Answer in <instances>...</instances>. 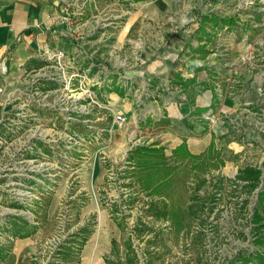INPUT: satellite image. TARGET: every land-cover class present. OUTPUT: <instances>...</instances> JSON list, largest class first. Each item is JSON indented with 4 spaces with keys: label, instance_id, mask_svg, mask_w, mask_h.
<instances>
[{
    "label": "rangeland",
    "instance_id": "374dc122",
    "mask_svg": "<svg viewBox=\"0 0 264 264\" xmlns=\"http://www.w3.org/2000/svg\"><path fill=\"white\" fill-rule=\"evenodd\" d=\"M48 1L51 26L70 49L40 53L43 64L24 71L20 88L9 90L7 68L0 70V264H13V244L27 240L35 242L30 264H237L240 253L257 251L252 215L264 190V0ZM56 50L84 68L83 88L95 102L82 96L78 78L66 91L39 72L45 53ZM154 61L161 64L151 72ZM202 70L209 80L197 83ZM115 94L123 128L113 125L116 111L108 108ZM205 97L215 104L197 115L192 107ZM170 100L191 111L168 117ZM126 103L135 110L129 118ZM29 105L48 129L45 135L38 127V140L27 131L29 116L21 117ZM97 115L103 121L87 122ZM253 117L255 125L248 124ZM104 123L110 133L90 145L93 155L80 173V152L65 148L68 134L92 138ZM124 130L126 144L116 149L108 138ZM194 130L247 149H216L212 135L203 152L192 154L187 140ZM140 150L158 152L140 157ZM247 167L262 172L253 189L240 176ZM63 187L68 193L61 197ZM19 228L31 235L14 237Z\"/></svg>",
    "mask_w": 264,
    "mask_h": 264
},
{
    "label": "crops",
    "instance_id": "0c3cea01",
    "mask_svg": "<svg viewBox=\"0 0 264 264\" xmlns=\"http://www.w3.org/2000/svg\"><path fill=\"white\" fill-rule=\"evenodd\" d=\"M52 15H53V11L51 8V4L49 3L48 0H0V61H4L5 66L7 68L5 78L9 90H11V88L21 87L22 84L21 81L23 80L22 76L25 73L24 71L36 69L37 67L43 64L40 57L41 55L40 53L44 52L47 49H52V48H58L63 50L70 49L68 41L64 37L59 35L57 31L53 30L54 26H51V24H53ZM58 24L59 23H56L55 25ZM38 26H40L43 30H41V28H37ZM50 26L54 32L50 33ZM160 64H161L160 61H154L152 63V66L154 67ZM154 68L151 67V69L153 70L151 72L158 71L156 70L157 67ZM130 78L131 77L125 76V79H130ZM195 78L197 83H203L209 80L206 72L203 70L196 73ZM119 82L120 81H118L117 84ZM128 83H132V82L129 81ZM100 86H102V84ZM119 86L121 87V85ZM205 98H206L205 101L203 99L199 100L200 105H198L197 103L198 101L197 98L195 101L196 105H193L192 107L193 112L196 113L197 115L204 114L202 113L204 111V108L211 105L212 103L210 98L208 97ZM121 99L122 98H120L117 94H115L114 98H112L111 102L115 105L116 109L117 107H121L120 104V102H122ZM156 102L157 101H153V103L157 105L158 110H160L159 108L160 102L157 103ZM227 104H231V103L229 102ZM165 105H166L165 109L169 115L168 117L173 115V117L177 118V111L179 109L183 113V117L191 111V108L188 104H184L181 102L179 103L176 100L167 101L165 102ZM122 108H124V110L128 112L126 114V117L128 116L129 118L133 116L132 110L134 109L132 108L131 103H126L125 105L122 106ZM149 110H152L154 112L153 109H149ZM253 115L255 116L256 114L253 113ZM255 118L256 117L249 119L248 124L251 123V125L252 124L255 125L257 121V119ZM100 127L103 129H107L110 126H107L106 123H104ZM125 127L127 130L129 129L128 125H126ZM247 129L250 133H252V128L248 127ZM114 130L115 129H112V131ZM116 130L119 131L121 129L119 130L116 129ZM127 130L113 134L114 139L112 136L108 138L111 139V142L112 140H114V142L117 143L115 145L116 149L118 145L124 146L126 144L127 134H128ZM207 132L205 134L202 133L200 134V131L194 130L190 138L186 137L188 138L187 140L189 144L188 150L190 153L199 154L203 152L210 144L212 140V135H214V143L216 149L225 150V148H235L234 146H237L238 149H243V150L247 149V147L244 144L242 145L241 143L230 142L228 140L221 141L219 145L218 141L215 140L216 134L210 132L209 134H207ZM254 132L255 130L253 131V133ZM123 138H126V141H123L122 140ZM180 142L181 139L176 144V146ZM252 143L249 144V146L255 145L254 144L255 142L253 140ZM116 149L114 150V152L117 151ZM92 155L93 154L90 153V156ZM103 155L105 156L106 154L103 153ZM84 169H81V171H83ZM74 179L77 180L75 182L81 183V177ZM67 183H69L68 180ZM79 192H80L79 190L77 192H74L75 196L77 194H80ZM66 193L68 192L66 191V188L63 187L60 193L61 197L65 196ZM75 196L73 198H75ZM21 242L18 243L16 241L13 244L12 254L15 257V261L13 264H30L31 254L34 252L33 249L35 242L33 240L30 241L27 240L25 244H22ZM97 250L99 249H96V247H94L93 251H91L89 256L93 257L95 253H97L96 252ZM80 262H81V258H80Z\"/></svg>",
    "mask_w": 264,
    "mask_h": 264
},
{
    "label": "built area",
    "instance_id": "2783aa9c",
    "mask_svg": "<svg viewBox=\"0 0 264 264\" xmlns=\"http://www.w3.org/2000/svg\"><path fill=\"white\" fill-rule=\"evenodd\" d=\"M44 61L46 62V64L44 65L43 68H41L39 70V72L42 70L45 73H49L48 75H46V77L49 78V80H52L54 82L53 85H59L62 89L64 88L66 91L71 90V86H72V82L74 81L75 78H78L80 81V87H81V94L82 96H85V98L88 100H91L92 102L94 101V96H92V93L90 92V90H85L83 88V84L86 81V75L84 74V68H77L75 69V66H73L64 56V52L61 50H56V51H52V52H47L45 53V56L43 57ZM50 61H53V63H50ZM48 62V64H47ZM5 65L1 66V72H5ZM37 76H41V73H38ZM33 82H37L39 81L38 79L36 80H32ZM30 80L26 81L27 84H29ZM124 86H126V84H124ZM63 94V93H62ZM62 94L60 96V98H62V102L64 101L65 97H62ZM74 96V95H72ZM27 103L24 104V110L26 109ZM43 107V106H42ZM111 107V109L113 110V112L115 113L116 111V107L112 102H109V106L108 108ZM28 112L29 114L27 115H21L22 118H27L29 116V128H27L29 131L30 129L33 131V133H31L29 131V133H31L32 138L37 139L38 138L36 136H41L42 133H37V130H40L41 128L43 129L42 125H39V120H38V115L35 109H32V107H30V105L28 106ZM81 112H84V107L83 105H81ZM20 113V111H19ZM18 113V121L20 123V116ZM85 115H88L85 113ZM115 118V122L119 127H124V124L126 122L125 118L121 115H119L116 111V115L114 116ZM45 119H47V121H51L53 118L50 117H45ZM70 119V118H67ZM117 119V120H116ZM26 122V120H24ZM103 121V119H101V116L97 115V118L95 119V121H90L87 120V122H90L91 124H94L95 122H101ZM90 125V124H88ZM24 126V125H23ZM37 127V128H36ZM40 127V129L38 128ZM67 128H65L66 130ZM36 130V131H35ZM44 130V129H43ZM47 130V131H46ZM44 130V132H47L48 135V129ZM92 130H98L96 127L93 128ZM106 129H99V135L97 134V136H94L92 138H89L88 136L84 135V134H79L77 133L76 135H69L67 137V141H65V148L68 151H72L73 147L76 146L77 151L80 152V154L78 155V161L76 160L75 165H78L77 167L80 168L79 172L81 173V169L86 168L87 165V157L90 156V145L93 144H99L100 141L103 140V138L105 137L102 133H107L110 131H105ZM67 131V130H66ZM74 150V149H73ZM101 158V156H99ZM73 164V163H72ZM33 166V165H32ZM30 170L29 172L34 173L35 171L33 170V168L28 169ZM23 171V170H20ZM27 177H29V175H26ZM45 176V175H44Z\"/></svg>",
    "mask_w": 264,
    "mask_h": 264
},
{
    "label": "trees",
    "instance_id": "16d2710c",
    "mask_svg": "<svg viewBox=\"0 0 264 264\" xmlns=\"http://www.w3.org/2000/svg\"><path fill=\"white\" fill-rule=\"evenodd\" d=\"M227 20V19H226ZM229 20V19H228ZM224 21H220L222 23ZM227 23V21H226ZM228 24V23H227ZM214 102L212 101L211 107L214 106ZM182 148V147H179ZM143 151V152H141ZM180 151V150H179ZM138 156L143 157L145 155L144 152L146 153H152V152H158L157 150H152V151H136ZM175 155H180L178 153L177 148L175 149L174 152ZM191 158H198V156H190ZM264 164V163H263ZM162 173V172H161ZM262 172L258 169L254 168H245L240 172V176L242 180H249L251 182V187H256V183L258 179L261 177ZM153 173H148L146 176L147 183L152 180L151 176ZM165 176V173H163ZM250 187V186H249ZM264 188V185H263ZM252 225H253V231L259 232L258 235L254 237L253 244L257 248V251L251 252V253H240L236 259L237 264H264V190L262 193H259L258 195V203L257 206L255 207L254 214L252 215ZM14 237L18 238H25L29 237L31 235L30 232L28 231H23V229H14L13 232ZM256 234V233H255Z\"/></svg>",
    "mask_w": 264,
    "mask_h": 264
},
{
    "label": "bare ground",
    "instance_id": "6f19581e",
    "mask_svg": "<svg viewBox=\"0 0 264 264\" xmlns=\"http://www.w3.org/2000/svg\"><path fill=\"white\" fill-rule=\"evenodd\" d=\"M96 246H97V245H96ZM96 246H95V247H96ZM98 246H99V245H98ZM96 252H97V251H96Z\"/></svg>",
    "mask_w": 264,
    "mask_h": 264
}]
</instances>
